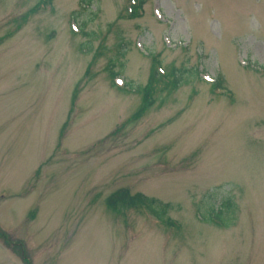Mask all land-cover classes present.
<instances>
[{
  "label": "rangeland",
  "instance_id": "1",
  "mask_svg": "<svg viewBox=\"0 0 264 264\" xmlns=\"http://www.w3.org/2000/svg\"><path fill=\"white\" fill-rule=\"evenodd\" d=\"M131 1L0 0V264H264V0Z\"/></svg>",
  "mask_w": 264,
  "mask_h": 264
},
{
  "label": "trees",
  "instance_id": "2",
  "mask_svg": "<svg viewBox=\"0 0 264 264\" xmlns=\"http://www.w3.org/2000/svg\"><path fill=\"white\" fill-rule=\"evenodd\" d=\"M84 4H87L86 6L90 7V4H94V0H91L89 2L84 0ZM145 1L144 0H134V3L132 4L130 8V13H132L133 17H137L141 15V12L143 11ZM72 22L78 26L81 27V25L78 23V20L72 19ZM87 22H84L86 24ZM160 67V66H159ZM194 73V74H193ZM192 78L198 75V71L193 72ZM189 72L176 70L175 72H171L169 74H161L159 68L153 70L148 83L143 87H135L130 86L129 84H126V88L128 91L132 92H139L142 96V110L147 109L151 107L153 101H154V94L156 92V87L158 83L160 82V78L162 77L163 84L167 86L173 85L174 87L180 86L183 83V79H186ZM185 76V77H184ZM115 79L116 76H112V82L113 86H115ZM186 82V81H185ZM220 85L217 87V89H224L221 80L219 81ZM214 85L213 88H215ZM106 204L111 209H118L119 207H141L145 209L150 215L158 219L160 222L165 223L166 220V212L167 208L166 206L160 205L158 201H156L154 198L146 197L145 195L138 193L133 195L128 189H121L116 191L115 193L111 194L108 199L106 200ZM233 201L228 199L224 201L220 208L214 209L213 208V216L215 217L216 223H221V221H224L227 217V219L232 217V211H233ZM166 220V221H165ZM0 235H2L0 233ZM25 258V257H24ZM25 261V260H24Z\"/></svg>",
  "mask_w": 264,
  "mask_h": 264
}]
</instances>
